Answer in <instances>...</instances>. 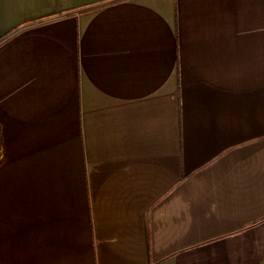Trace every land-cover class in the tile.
I'll list each match as a JSON object with an SVG mask.
<instances>
[{
  "label": "crops",
  "instance_id": "crops-1",
  "mask_svg": "<svg viewBox=\"0 0 264 264\" xmlns=\"http://www.w3.org/2000/svg\"><path fill=\"white\" fill-rule=\"evenodd\" d=\"M0 264H264V0H0Z\"/></svg>",
  "mask_w": 264,
  "mask_h": 264
}]
</instances>
